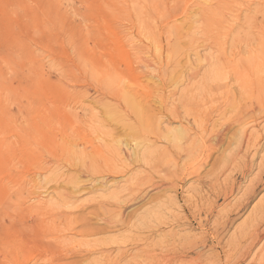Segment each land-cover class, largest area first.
I'll use <instances>...</instances> for the list:
<instances>
[{
	"label": "rangeland",
	"instance_id": "374dc122",
	"mask_svg": "<svg viewBox=\"0 0 264 264\" xmlns=\"http://www.w3.org/2000/svg\"><path fill=\"white\" fill-rule=\"evenodd\" d=\"M261 28H264V0H0V259L2 258L0 264L17 263V260H11L13 255L11 256L10 251L12 254L16 252L14 255L17 256L21 252L24 253L25 249V252L32 251V253H26L33 255L41 251L39 247L44 248L42 246L46 245L47 249H57L58 242H55L54 237L73 232L65 231L61 227L59 230L62 234L59 230H57L59 232H48L46 230L48 224L41 217L46 206L61 205L62 197L59 192L74 189L69 180H72L74 184L75 182L80 184L77 202L69 206L70 209L73 208L71 210L82 203L87 206L83 211L87 213L98 206L101 199L102 202L110 201L112 208L116 209L112 213L111 220L114 221V223L111 222L112 225L102 222V219L96 216L88 215L90 226L108 228L103 231L104 233H99L92 238L120 239L133 232L137 233V236H143L144 232L146 233L144 236L151 233L159 246H157L159 252L156 264H164L172 260H175L173 263L177 264L183 258L187 262L182 260L178 264H203V262L204 264H227L225 260L218 257L220 249L217 246L220 236L224 235L223 242H229V237L232 238L236 230L238 231L250 219L260 199L264 198V186H261L244 207L235 208L238 198L239 200L243 198V192L249 185V180L255 177L257 167L251 174L246 175L247 177L242 175L238 177L236 172L230 169L220 177L216 176L218 171L221 172L219 168L224 167V162L231 151L239 147L242 141L241 133L244 130L250 135L256 128L254 133L257 135L258 130L261 132L264 129V126L262 127L264 118H248L243 124L226 122V119L229 121L235 112H232V106L227 102L229 103L231 98L246 95V92H248L247 96H251L254 91L263 92L264 81L244 87L248 90L246 91L240 87L243 85L242 82L235 80L231 75L232 81L231 78L228 79L230 81L228 85L232 83L233 86L228 87L230 91L234 90L227 92V94L230 93L229 100L224 99L226 95L223 94L224 91H211L208 87L214 86L215 83L223 86L222 82H228L226 79H220L224 70L220 64L221 59L220 63L218 62L219 56L228 55L230 58L228 60L231 61L238 58L243 66L247 63L250 66L252 61H258L256 56L259 55L258 52L262 55L258 46ZM249 44L250 46H247ZM250 48L255 50L248 52ZM245 49H247L246 53ZM209 52L212 53L209 55ZM193 68L199 69H194L196 71L194 77L191 72ZM260 72L255 74L258 76L253 74L252 79L254 76L263 79L264 70ZM195 90L200 91L195 92ZM211 92H214V96ZM200 98L202 103L205 102L204 105L199 101ZM214 100L215 102H212ZM189 102H192L191 105L188 104ZM197 102L203 105L201 110L196 108L197 104L201 107ZM193 103H197L196 106ZM244 103L242 102L243 107L240 110L246 107ZM192 105L193 107L187 108ZM227 106L231 108L227 109ZM193 108L198 111H194ZM224 111L227 118L222 116ZM202 114L204 117L200 118ZM139 120L145 125L142 129L152 130L153 128L152 131L150 130L151 134L149 130L148 134L144 130L141 133L137 132ZM252 120L255 123H251L254 122ZM145 121H147L146 124ZM228 123L231 125L230 128ZM223 124L228 126V129H225V141L219 144L220 147L216 146L215 151L213 149L211 151L208 147L210 141H214V135L216 136ZM199 125H203V128L201 129ZM256 125L258 127L260 125V129H257ZM237 134H241L240 137ZM148 136L154 144L146 141ZM259 141V146L262 147L250 150L251 153L257 151L254 156L256 164L261 161L260 155L264 154V136L259 138ZM105 142L114 144L113 146L117 145V148L122 147L124 150L128 148L125 152L130 150L133 159L126 162L118 159L116 167L119 170L111 173L99 174L97 171L94 173L90 171L91 167L87 168L89 170L81 168L82 163L79 162L81 152H87L86 157L89 153L92 155V152L95 153L97 148L102 147ZM229 142H231L230 145ZM148 143L154 145V148ZM179 143L186 150L196 153V160L194 158L188 161L186 159L188 154L179 153ZM149 149L154 155L158 151V157L151 154L149 159L152 161L167 157L166 163L155 164L160 171L157 169V172H146L153 164L150 160H147V164L149 161V164L152 163L150 166L144 163L150 156ZM152 149L154 151H151ZM145 150L148 151L147 156ZM123 156L122 160L126 158L125 155ZM184 160L187 162L182 167ZM174 162L177 163L175 165L179 167V170H175ZM97 163L104 162L97 160ZM214 168L218 171L216 172ZM166 169L170 172L168 173ZM213 169L214 172H210ZM145 173L150 178H146ZM224 174L229 175L227 177L229 181H224L227 180ZM234 176L236 188L239 191L236 189V193L234 192L233 196L228 198L230 203H227L225 197H222L225 194L224 190L218 183L227 182L230 190ZM65 177L66 180L69 178L67 183H65ZM137 179H141V182L146 181L144 185L141 184L142 186L138 187V190L136 189L137 195L133 192L130 196V186L135 185V182L140 183ZM100 180L104 183H100ZM207 181L213 186L208 185ZM126 195H129L128 199ZM118 196L121 199L117 198ZM190 196L191 198L195 196L196 199L190 200ZM122 197L127 203L122 201ZM216 200H219V203H216ZM233 206L236 210L231 208ZM228 211L231 214L233 211L238 213L235 212L231 216L232 221H235L223 225L225 223L221 221L220 216L226 215ZM142 220L146 224H143ZM146 220L153 224L149 223L148 229ZM138 223L143 224V227L146 225V229H139L141 232H136L138 229H132L137 228L135 225ZM218 226L222 227L218 228ZM129 228L134 231L130 232ZM216 228L221 229L222 232L217 231ZM21 239L23 246L18 242ZM35 241L39 247L34 249L35 246L31 242L35 244ZM203 241L207 245L205 251H202L204 253L201 252L203 255L194 253L195 249L202 250ZM1 242H5V245ZM51 242L55 244V248L50 245ZM6 243L8 246L13 245L8 248ZM263 243L264 237L254 250ZM28 244H31V247ZM131 244L128 242L122 246L126 254L128 253L127 259L131 256L130 262L134 259L132 254L135 252ZM183 245L184 247L187 245L185 248H190L186 250L182 247ZM10 248H14L15 252ZM18 248L20 251L17 250ZM170 248H175L180 253L177 254L179 256L175 254L177 251L174 252V250L173 253ZM178 249L184 250L180 252ZM162 251H168V254L164 252L163 255ZM213 251L217 252L218 258L215 253H212ZM204 256L211 260L205 259ZM174 257L178 258H176L178 262ZM3 259L6 261L4 262ZM210 261L212 263H209ZM248 261L249 259L242 264H252Z\"/></svg>",
	"mask_w": 264,
	"mask_h": 264
},
{
	"label": "bare ground",
	"instance_id": "6f19581e",
	"mask_svg": "<svg viewBox=\"0 0 264 264\" xmlns=\"http://www.w3.org/2000/svg\"><path fill=\"white\" fill-rule=\"evenodd\" d=\"M248 19H246V21H247ZM255 20V19H254ZM250 21H252V20H250ZM249 24L251 23V22H248ZM247 23V24H248ZM261 23V22H260ZM263 24V23H262ZM262 24H260L261 26H262ZM254 27V26H253ZM255 29V28H254ZM262 30H261V32H260V35L258 36L259 37V41L257 40V36L255 37L256 38V40L258 41V46H259V49L262 51V55H260V53L261 52H258V54L259 55H256V56H258L257 58H258V61H256L255 62V60L254 61H252V63H251V65L250 66H248V63H247V65H242L241 64V61L240 60H238V58H237V60H228V59H230L229 57H228V55H225V56H219V63H220V59H221V65H222V68H223V70H224V74L223 75H220L221 76V80H228V79H230L231 77V75H233L232 77L235 79V80H239V81H241L242 83L241 84H243V85H241V84H239V85H241L240 87H243V89H245L244 87H249V85L251 86V85H255V84H257V83H259L260 84V82H262V81H264L263 79H262V77L260 78V79H258L257 77H255V76H258V75H255V74H260L261 72V70H262V72H263V70H264V28H261ZM232 30V29H231ZM231 30H230V33H231ZM251 30H249V32H250ZM257 31V30H256ZM252 32V31H251ZM207 34L209 33V32H206ZM226 33V32H225ZM224 33V34H225ZM230 33H229V35H230ZM221 35H222V32L220 33ZM232 34V33H231ZM253 34V33H252ZM206 35V34H205ZM227 35V34H226ZM225 35V36H226ZM247 35V34H246ZM231 36V35H230ZM254 36V35H253ZM234 37V36H233ZM247 37V36H246ZM250 37V36H249ZM226 38V37H225ZM237 38V37H236ZM236 38H235V40H236ZM227 39H229V38H227ZM225 40V39H224ZM251 40V39H250ZM255 40V39H254ZM227 41H229V40H227ZM252 42V41H251ZM256 42V41H255ZM227 43V42H226ZM257 43V42H256ZM253 45V44H252ZM254 45H255V43H254ZM257 45V44H256ZM247 46H250V44L249 45H247ZM151 49V48H150ZM149 49V50H150ZM258 49V48H257ZM136 50H138V49H136ZM144 50H146V48L144 49ZM196 50V49H195ZM194 50V51H195ZM227 50V49H226ZM247 49H245V53L247 52L246 51ZM250 50H255V49H249L248 50V52H251ZM139 51H140V49H139ZM142 51H143V49H142ZM151 51H152V49H151ZM157 51V50H156ZM196 52V51H195ZM243 52V51H242ZM152 53V52H151ZM157 53V52H156ZM197 53H198V49H197ZM210 53H212V52H209V55H210ZM217 53V52H216ZM219 54V53H218ZM222 54V53H221ZM226 54V53H225ZM220 55V54H219ZM216 56V55H215ZM260 56H263V57H260ZM253 57V56H252ZM143 58H145V57H143ZM147 58V57H146ZM160 58V57H159ZM158 59V58H157ZM161 59V58H160ZM208 59V58H207ZM206 59V60H207ZM147 60V59H146ZM145 60V61H146ZM156 60V59H155ZM159 60V59H158ZM171 60V59H170ZM147 61H149V60H147ZM151 62V61H150ZM217 62V63H218ZM146 63V62H145ZM149 63V62H148ZM157 63H158V61H157ZM212 63V62H211ZM159 64V63H158ZM216 64V63H215ZM214 64V66H216ZM163 65V64H162ZM143 67H144V65H143ZM146 67V66H145ZM152 67V66H151ZM219 67V66H218ZM201 68V67H200ZM153 69V68H152ZM190 69H192V68H190ZM189 69V70H190ZM194 69H196V68H193V71H191V72H193V77L196 75V71H194ZM198 69V68H197ZM196 69V70H197ZM212 69V68H211ZM199 70V69H198ZM198 72V71H197ZM214 72V71H213ZM146 73V72H145ZM153 73V72H152ZM165 74V73H164ZM221 74H222V72H221ZM255 75L254 76V79H252L253 77H252V75ZM264 74V73H263ZM153 75V74H152ZM169 75V74H168ZM171 75V74H170ZM200 74H198V76H199ZM211 75V74H210ZM262 75V74H261ZM166 76H167V74H166ZM213 76V75H212ZM212 76H210V78L212 77ZM215 76H217V75H215ZM219 76V77H220ZM151 77V76H150ZM219 77H216V78H219ZM205 78V77H204ZM209 78V77H208ZM213 78H214V76H213ZM257 78V79H256ZM207 79V78H206ZM206 79H204V80H206ZM233 79V80H234ZM256 79V80H255ZM262 79V80H261ZM150 80H151V78H150ZM153 80V79H152ZM209 80V79H208ZM212 79H210V81H211ZM207 81V80H206ZM205 81V82H206ZM231 81H232V78H231ZM215 82H217V80H215ZM230 81L228 80V82L227 81H225V82H222V83H224L223 84V86H220L219 85V83H215L214 84V86H210V87H208V88H210L211 89V91H217V90H222V92L224 91V95H225V98L224 99H227V100H229L230 99V93L229 94H227V92H232L234 89H232V91H230V89H229V87L232 85V83L231 84H229L228 85V83H229ZM208 83H210V82H208ZM208 83H206V84H208ZM212 83H213V80H212ZM234 83V82H233ZM236 83V82H235ZM239 83V82H238ZM258 84V85H259ZM213 85V84H212ZM206 86V85H205ZM205 86H203V87H205ZM229 86V87H228ZM233 86V85H232ZM234 86H235V84H234ZM193 87V86H192ZM239 87V86H238ZM206 88V87H205ZM205 88H203L204 90H205ZM232 88V87H231ZM260 88V87H259ZM235 89H236V86H235ZM263 89V88H262ZM261 89V90H262ZM237 90V89H236ZM246 90V89H245ZM254 90V89H253ZM256 90V89H255ZM260 90V91H261ZM264 90V89H263ZM175 91V90H174ZM184 91V90H183ZM200 91V90H199ZM199 91H196L195 90V92H199ZM206 91V90H205ZM244 91V90H243ZM246 91H248V90H246ZM177 92H178V90H177ZM240 92H242V90L240 91ZM255 92V91H254ZM253 92V94L251 93V96H247V93L248 92H246V95L244 94V96L243 95H241L239 98H237V97H234V98H231V100H229V103L227 102V100H226V102H227V104H229V105H231L232 106V112H234L233 113V117L231 118L230 117V119H229V116H228V119H229V121H227V119H226V122H230V123H235V122H237V123H242L243 124V122L246 120V119H248V118H256V119H260V118H264V91L263 92H255L254 93ZM202 93V92H201ZM206 93V92H205ZM212 93V92H211ZM214 93V92H213ZM213 93H212V96H214L213 95ZM236 93H238V92H236ZM244 93H245V91H244ZM178 94V93H177ZM202 94H204V92L202 93ZM174 95H175V93H174ZM173 95V96H174ZM187 96V95H186ZM189 97V96H188ZM209 97V96H208ZM216 97V96H215ZM143 98H144V96H143ZM192 98H193V96H192ZM204 98V97H203ZM206 99H207V97H205ZM217 98V97H216ZM216 98H214L213 97V99H216ZM201 99L202 98H200V100L199 101H201ZM209 99V98H208ZM207 99V100H208ZM212 99V98H211ZM221 100H222V98H220ZM206 100V101H207ZM205 101V100H204ZM203 101V102H204ZM210 101V100H209ZM192 102H194V101H192ZM191 102V103H192ZM212 102H215V100L214 101H212ZM212 102H209V103H212ZM225 102V101H224ZM242 102H245L244 104L246 105V107H244L242 110H240L242 107H243V105H241L242 104ZM185 103V102H184ZM191 103L189 102L188 104H190L191 105ZM197 103H200V102H197ZM197 103H193V105H195V104H197ZM201 103H202V101H201ZM201 103H200V105H201ZM207 103V102H206ZM166 104V103H165ZM203 105L205 104V102L204 103H202ZM224 104V103H223ZM223 104H221V105H223ZM193 105L192 106H187V108L188 107H193ZM198 105V107L196 106V108L198 109V108H200V110H201V108H202V106L203 105H201V107H199V104H197ZM206 105H209V104H206ZM220 105V106H221ZM239 105V106H238ZM241 105V106H240ZM228 107V106H227ZM195 108V107H194ZM193 108V109H194ZM206 108V107H205ZM223 108V107H222ZM225 108H226V106H225ZM229 108H231V107H228L227 109H229ZM238 108V109H237ZM186 109V108H185ZM192 109V108H191ZM197 109H194V111H198ZM226 109V110H227ZM221 110V109H220ZM240 110V111H239ZM164 111H166L165 109H164ZM194 111H193V113H194ZM230 111V110H229ZM163 112V111H162ZM169 112V111H168ZM190 112H192V111H190ZM166 113V112H165ZM172 113V112H171ZM225 111L222 113V116H224L225 117ZM190 115V114H189ZM191 116V115H190ZM199 116H200V114H199ZM192 117V116H191ZM202 117H204L203 116V114H202V116L200 117V118H202ZM136 118V117H135ZM149 118H151V117H149ZM220 118H222V117H220ZM225 118H227V117H225ZM128 119V118H127ZM204 119V118H203ZM205 119H206V117H205ZM136 120V119H135ZM195 120V119H194ZM198 120H199V118H198ZM207 120V119H206ZM263 120V119H262ZM141 120H139V123H140V125L137 123V125H139L138 126V130H137V132L138 133H141L144 129H142V127L143 126H145L144 124H142V122H140ZM149 121V120H148ZM225 121V120H224ZM252 121H254V120H252ZM258 121V120H257ZM264 121V120H263ZM137 122H138V120H137ZM146 122L147 121H145V124H146ZM258 122H260V121H258ZM207 123V122H206ZM209 123V122H208ZM230 123H228V126H229V128H230V126L231 125H229ZM251 123H255V121L254 122H251ZM214 125H215V123H213ZM245 124H247V123H245ZM256 124H258V123H256ZM136 125V126H137ZM149 125V124H148ZM204 126L206 125V124H203ZM203 125H199V127L202 129L203 127ZM213 125V126H214ZM228 126H224V124H223V126L221 127V129L220 128H218V129H220L217 133H216V136L214 135V141H210V145L208 146V147H210V149H211V151H212V149L215 151V148H216V146H219V144H221L222 142H223V140H224V135H225V129L227 128L228 129ZM249 126V125H248ZM247 126V127H248ZM257 126V125H256ZM264 125H262V127H263ZM158 127V126H157ZM198 127V126H197ZM198 127V128H199ZM216 127H217V125H216ZM219 127V126H218ZM243 127V126H242ZM251 127V126H250ZM258 127V126H257ZM260 125H259V127L257 128V129H260ZM244 128H246V126L244 127ZM252 128V127H251ZM251 128H250V132H251ZM112 129V128H111ZM159 129V128H158ZM206 128H204V130H205ZM217 129V128H216ZM253 129V128H252ZM256 128H254L253 130H252V132H253V134H255V135H253V134H248L247 133V131L246 130H244L241 134H242V141L240 142V144H239V147L238 148H236L235 147V145H234V147L236 148V149H234L233 151H231V154L229 155V157L227 158V160L224 162L225 164H224V167H222V165H221V167H222V169L221 168H219L220 170H221V172L219 173V171L218 170H216L215 168V170H216V172L218 173V174H216V176L217 177H220L221 175H223V173H225V171L226 170H228V169H230L232 172H236V175L239 177L240 175H242L243 177H247L246 175H248V174H251V172L254 170V168L255 167H257L258 169H257V172L255 173L256 175H255V177L252 179V180H249V182H248V186L246 187V189H244L245 191L243 192L244 193V196H243V198H241V200H239V198H238V203L237 204H235L234 206H235V208H237V209H241L242 207H244L245 206V204H247L255 195H256V192H257V190H259L260 189V187L261 186H264V154L262 155H260V156H262V158H261V161L260 162H258V164H256L255 163V160H254V156L257 154L256 152V154L254 153V152H250V150H251V148H255L254 150H256V149H258V147H262V146H259V138H261L262 136H264V129L260 132V130H258L259 132L257 133V135H256V133H254V130H255ZM131 130V129H130ZM149 131L151 130V129H148ZM148 130H144L147 134H148ZM152 130H153V128H152ZM151 130V131H152ZM197 130V129H196ZM204 130L202 131V132H204ZM215 130V129H214ZM238 130V129H237ZM134 131H135V129H134ZM151 131H150V134H151ZM158 130H156V132H157ZM194 131V130H193ZM207 131V130H206ZM212 131V130H211ZM105 132V131H104ZM132 132V131H131ZM199 132V131H198ZM112 133H114V132H112ZM125 133V132H124ZM160 133V132H159ZM207 133V132H206ZM213 132H211V134H212ZM143 134H145V133H143ZM153 134V133H152ZM168 134V133H167ZM188 134V133H187ZM201 134V133H200ZM240 134V135H241ZM112 135V134H111ZM126 135V134H125ZM155 135V134H154ZM162 135V134H161ZM202 135H203V133H202ZM209 135V134H208ZM238 135V134H237ZM240 135H238L239 137H240ZM145 136H146V134H145ZM150 136V135H149ZM149 136H148V139L146 140L147 142H151V143H153V140L151 141V140H149ZM160 136V135H159ZM210 136H212V135H210ZM109 137V136H108ZM129 137V136H128ZM204 137V136H203ZM206 137V136H205ZM204 137V138H205ZM113 138V137H112ZM147 138V137H146ZM152 138V137H151ZM160 138V137H159ZM169 138V137H168ZM114 139V138H113ZM157 139H158V137H157ZM213 139V138H212ZM233 139V138H232ZM240 139V140H241ZM263 139V138H262ZM144 140H145V138H144ZM228 140H230V139H228ZM111 141H114V140H111ZM122 141V140H121ZM225 141V140H224ZM238 141V140H237ZM109 142V141H108ZM108 142H105L103 145H102V147H98L97 148V150H96V152L95 153H93L92 152V155H90V153L87 155V157L85 156L86 154H87V152H85V153H83V152H81V154L79 155L80 156V159H79V162H81L82 163V166H80L81 168H84V169H86V170H89V169H87V168H90L91 170L90 171H93V173H94V171H97V173H102V174H105V173H111V172H116V171H118L119 169L116 167V164H117V161H118V159H120L122 162L125 160V162H126V160H130L132 157H133V155H132V152L130 151V150H128L127 152H125L127 149H125L124 150V148L122 149V147H120V148H117V145L116 146H113L112 144H109ZM115 142V141H114ZM143 142V141H142ZM146 142V143H147ZM168 142V141H167ZM173 143H174V141H172ZM262 142H263V140H262ZM137 143H138V141H137ZM151 143H148V144H151ZM171 143V142H170ZM173 143H172V145H173ZM182 143V142H181ZM181 143H179L180 145H179V149H180V151H179V153H183V152H185V153H183V155H187V160L188 161H192V160H194V158H195V156H197V155H195L196 153H194L192 150L191 151H189V149H185V147L184 146H182L181 145ZM230 143L231 142H229V145H230ZM120 144V143H119ZM154 144V143H153ZM191 144H193L192 142H191ZM209 144V143H208ZM152 145V144H151ZM175 145V144H174ZM177 145V144H176ZM188 145V144H187ZM197 145H199V144H197ZM228 145V146H229ZM120 146V145H119ZM148 146V145H147ZM153 147L152 148H154V145H152ZM157 145L155 144V147H156ZM203 146V145H202ZM148 147H150V146H148ZM166 147V146H165ZM178 147V146H177ZM208 147H207V149H208ZM220 147V146H219ZM157 148V147H156ZM169 148H171V147H169ZM198 148V147H197ZM233 148V147H232ZM199 149V148H198ZM200 149H201V147H200ZM199 149V150H200ZM204 149V148H203ZM161 150V149H160ZM253 150V151H254ZM262 150V149H261ZM125 153V154H123V152ZM149 152H150V149L148 150ZM148 151H146L145 150V152H147L146 153V156H147V154H148ZM151 151H154L153 149L151 150ZM162 151H164V150H162ZM170 151V150H169ZM175 151V150H174ZM203 151V150H202ZM252 151V150H251ZM158 152V151H157ZM157 152L155 153L156 155H157ZM176 152V151H175ZM178 152V151H177ZM195 152H196V150H195ZM199 152V151H198ZM204 152H205V150H204ZM208 152H209V150H208ZM244 152V153H243ZM143 153H144V151H143ZM142 153V154H143ZM210 154H212L211 152H209ZM242 153V154H241ZM254 153V154H253ZM152 153L150 152V156L148 157V159H146L147 157L146 156H143V157H146L145 159H146V161H144V163H145V165L147 164V160H150V161H152L151 159H149L152 155H154V154H152ZM200 154V153H199ZM251 154H253V156H252V158H251ZM123 155H125V159H121V158H123L124 156ZM131 155H132V157H131ZM145 155V154H144ZM156 155H154V156H156ZM169 155V154H168ZM182 155V156H183ZM205 155H206V153H205ZM204 155V156H205ZM159 156H161V155H159ZM167 156V155H166ZM181 156V157H182ZM207 156V155H206ZM141 157H142V155H141ZM157 157H158V155H157ZM156 157V158H157ZM175 157V156H174ZM198 157H199V155H198ZM201 157H202V153H201ZM226 157V156H225ZM167 159V157H161V159H154V158H152V159H154V161H152V163H150V164H152L151 165V167H150V169L148 170V171H146L147 173H150V172H157V169L158 168H156L155 167V164H157V163H159L160 162V165H161V163H166V159ZM169 158V157H168ZM171 158V157H170ZM203 158V157H202ZM257 158V157H256ZM133 159V158H132ZM138 159V158H137ZM144 159V160H145ZM173 160H174V158H172ZM171 159V160H172ZM260 159V158H259ZM97 160H99L100 162L101 161H103L104 163H101V164H98L97 163ZM170 160V161H171ZM195 160H196V158H195ZM203 160H204V158H203ZM132 161V160H131ZM136 161V160H135ZM143 161V160H142ZM149 161V162H150ZM174 161H176V160H174ZM178 161V160H177ZM89 164H88V163ZM119 162V161H118ZM128 163H130V161H127ZM134 162V161H133ZM149 162H148V164H147V166H150V164H149ZM186 160H184V162H183V165H182V167L186 164ZM136 163V162H135ZM134 163V164H135ZM180 163V162H179ZM189 163V162H188ZM220 163V162H219ZM130 164H133V163H130ZM168 164V163H167ZM170 164V163H169ZM175 164H177V163H173V165H175ZM215 164V163H214ZM213 164V165H214ZM79 164H77V166H78ZM144 165V166H145ZM181 165V164H180ZM179 165V166H180ZM146 167V166H145ZM175 167H176V165H175ZM203 167V166H202ZM218 167V166H217ZM128 168V167H127ZM147 168V167H146ZM145 168V169H146ZM159 168H161V167H159ZM163 168V167H162ZM165 168V167H164ZM174 168V167H173ZM140 169V168H139ZM171 169V168H170ZM203 169V168H202ZM214 169H213V171H210V172H214ZM165 170V169H164ZM167 170V169H166ZM175 170H179V167H176L175 168ZM174 170V171H175ZM180 170H181V168H180ZM143 171V170H142ZM158 171H160L159 169H158ZM168 171V170H167ZM173 171V170H172ZM170 171H168V173H169ZM197 172H198V170H197ZM196 172V173H197ZM201 171H199V173H200ZM142 173V172H141ZM144 173V172H143ZM174 173V172H173ZM172 173V174H173ZM180 173V172H179ZM231 173V172H230ZM178 174V173H177ZM215 174V173H214ZM213 174V175H214ZM227 174H228V172H227ZM231 174H233V173H231ZM235 174V173H234ZM143 175V174H142ZM144 175H147L146 173L144 174ZM151 175V174H150ZM163 176H164V174H162ZM161 175V176H162ZM166 175V174H165ZM171 175V174H170ZM169 175V176H170ZM174 175V174H173ZM179 175V174H178ZM178 175L176 176V177H178ZM207 175V174H206ZM149 175H147V177L146 178H150V176L148 177ZM211 176V175H210ZM224 176H226V178L229 176H227V175H225L224 174ZM224 176H223V178H224ZM232 176V175H231ZM241 176V177H242ZM132 177V176H131ZM139 177V176H138ZM140 177H142L141 175H140ZM159 177V176H158ZM214 177H215V175H214ZM216 177V178H217ZM233 177V176H232ZM232 177H229V178H231L232 179ZM102 178V177H101ZM104 178V177H103ZM152 178V177H151ZM164 178H166V177H164ZM235 178V179H234ZM234 178L232 179V183H231V189L229 190V187H228V184H227V182H220V183H218V184H220V186H222L221 187V189H223L224 190V196L222 195V197H225V202H227V203H230L229 201H228V198H229V196H233V194H234V192H235V190L237 189L236 187V182H235V180H236V177L234 176ZM143 180L145 179V178H142ZM168 179H170V178H168ZM225 179V178H224ZM244 179V178H243ZM65 180H66V177H65ZM69 180V178H67V180H66V182L65 183H67V181ZM74 180V179H73ZM138 180V179H137ZM141 179H139L138 180V182L140 181ZM211 180V179H210ZM213 180V179H212ZM218 180H220V179H218ZM239 180V179H238ZM63 181H64V179H63ZM146 181V180H145ZM144 181V182H145ZM222 181V180H221ZM224 181H229L228 180V178H227V180H224ZM69 183H71L73 186H74V189L73 190H71V191H67V189L66 190H64V191H62V193H60L59 192V194H60V196L62 197V203H61V205H59V206H53V205H49V206H46L45 208H44V210H43V215L41 216V217H43V220L45 221V223L47 222V226H46V230L48 231V232H51V233H53L54 231L55 232H59L60 230V227L62 228V229H64L65 231H73L72 233H67V235H58V236H55L54 237V240H56L55 242L57 243L58 242V248L57 249H47V248H45L46 246H42V244L40 245V246H42V247H44L45 248V250H44V248H41V247H39V240L34 244V243H32L31 242V244H33V246H35L34 247V249L38 246L40 249H41V251L40 252H37V253H34L33 255H30L29 253H26V252H31L32 253V251H26L25 252V247H27V246H25V247H23L25 250H23V252L24 253H20V254H17V256L16 255H14L16 252L14 251V246H16V244L13 246L14 248H10V250L11 249H13V252H15V253H13L12 254V251H10V254H11V256L13 255V257L11 258L10 257V255L8 254L9 252L7 251V254L9 255V257L11 258V260L13 261V260H17V263L16 264H156L157 263V259H158V252L159 251H157V248L159 247L157 244L158 243H156L155 241H154V239H153V236H152V234L150 233V232H147V233H150V234H147V235H145L144 236V230H143V236H140V235H138L137 236V233H135V232H133L134 230H136V229H138V231H136V232H141V231H139V229L141 230V229H144L145 227H146V225L143 227V224H146V223H144V221H143V224H140V223H142V222H140V223H138V224H140V225H135V227H137V228H132V229H134L133 231L129 228V230H130V232L132 231L133 233L131 234V233H129V235H127V236H124V237H121L120 239H112L111 237H109V238H104V237H100V238H92V237H94L95 235H98L99 233H104L103 231H105V229H108V228H106V226L105 227H98V228H95V227H92V226H90L89 225V223H90V221H88V215H90V216H96V217H98V219L100 218V219H102V222L104 221V222H106V223H108V224H111V222L112 223H114V221L113 220H111V217H112V213H114L115 211H116V209H113L112 208V204L110 203V201L109 202H104L105 200H103V202H102V199H101V203H99V205L98 206H96V207H93L90 211H88L87 213H84L83 211L86 209V207L87 206H85V204L83 205L82 203V205L80 204V205H77V207L75 206V208H77V209H75L74 208V210H71V209H73V208H69V206H72L73 204H75L76 202H77V191L79 190V188H80V184H78V183H76L75 182V184H74V182L71 180H69L68 181ZM144 182L142 181H140V183H136L135 182V185H133V184H131V185H133V186H130V188H129V191L131 192V193H129V195L130 196H132L131 194L133 193V192H135V194L137 195V191H136V189L138 190V187H140V185L142 184V185H144ZM148 182V181H147ZM150 182V181H149ZM204 182V181H203ZM206 182V181H205ZM216 183V181H213V183ZM90 183V182H89ZM100 183H104V181L103 180H100ZM202 183V182H201ZM209 183H210V181H209ZM241 183V182H240ZM139 184V185H138ZM207 184H208V181H207ZM217 184V183H216ZM238 184V183H237ZM95 185V184H94ZM97 185V184H96ZM141 185V186H142ZM200 185H202V184H200ZM208 185H210V184H208ZM208 185H205V186H208ZM212 185V184H211ZM210 185V186H211ZM230 185V184H229ZM205 186H203V187H205ZM213 186V185H212ZM125 187H126V185H125ZM202 187V186H201ZM215 187V186H214ZM123 188V187H122ZM208 188H209V186H208ZM207 188V189H208ZM211 188V187H210ZM218 188H219V186H218ZM241 188V187H240ZM125 189V188H124ZM123 189V190H124ZM127 189V188H126ZM212 189H213V187H212ZM139 190H140V188H139ZM198 190H200V189H198ZM210 191H211V189H209ZM215 190H217V187H215ZM219 190V189H218ZM203 191V190H202ZM202 191H200V193L202 192ZM208 191V190H207ZM220 192H221V190H219ZM237 191H239L238 189H237ZM214 192H216V191H214ZM143 193V192H142ZM199 193V194H200ZM203 193V192H202ZM236 193V192H235ZM140 194V193H139ZM197 194V193H196ZM195 194V195H196ZM209 194H210V192H209ZM219 194V193H218ZM129 195H126V198H127V196H129ZM204 195H205V193H204ZM207 196H208V194H206ZM243 195V194H242ZM122 196V195H121ZM141 196H143V194L141 195ZM197 196V195H196ZM202 196V195H201ZM138 197V196H137ZM192 196H190V200H193L194 198H195V196L193 197V198H191ZM211 197H213V198H215V196H212L211 195ZM219 197H220V195H219ZM221 197V198H222ZM117 198H120L119 196L117 197ZM117 198H116V200H117ZM124 198H125V196H124ZM139 198V197H138ZM218 198V197H217ZM121 199V198H120ZM128 199V198H127ZM126 199V200H127ZM130 199V198H129ZM140 199V198H139ZM196 199V198H195ZM230 199V198H229ZM115 200V201H116ZM133 200V199H132ZM138 200V199H137ZM221 200V199H220ZM223 200V199H222ZM237 200V199H236ZM261 200V201H260ZM259 201V203L257 204V206L255 207V210H253L254 211V213H253V215L250 217V219L248 220V221H246V223L241 227V228H239V230L237 231L236 230V233H234V235H233V237L231 238V237H229L230 238V240H228L229 242H225V244H224V242H223V236L224 235H221L220 236V238H219V240H218V248L220 249V256H218L219 257V259H220V257L223 259V260H225L226 262H227V264H242V263H244L246 260H248L249 259V261L252 263V264H264V243L259 247V248H256L255 250H254V248L260 243V241L263 239V237H264V198L262 199H260ZM118 201V200H117ZM122 201H124L123 200V197H122ZM209 201H212V200H209ZM217 201V200H216ZM219 201V200H218ZM216 202V203H219V202ZM231 201V200H230ZM124 202H126V201H124ZM128 202H130V201H128ZM192 201H190V203H191ZM197 202V201H196ZM195 202V203H196ZM212 202H215V201H212ZM211 202V203H212ZM224 202V201H223ZM236 202V201H235ZM258 202V201H257ZM127 203V202H126ZM198 203V202H197ZM204 203V202H203ZM210 203V202H209ZM210 203V204H211ZM118 204V203H117ZM116 204V205H117ZM194 204V203H193ZM215 204V203H214ZM234 204V203H233ZM227 205V204H226ZM230 205V204H229ZM196 206V205H195ZM234 206L233 207H231V208H233V210H236V209H234ZM247 206V205H246ZM68 207V208H67ZM74 207V206H73ZM225 207V206H224ZM201 208V207H200ZM209 208V207H208ZM230 208V207H229ZM229 208L227 209L226 208V210H229ZM230 208V209H231ZM203 209V208H202ZM210 209H211V207H210ZM209 210V209H208ZM195 211H197V210H195ZM200 211V210H199ZM231 211V210H230ZM230 211H228L227 212V214L226 215H222V216H220L222 219H221V221H223L225 224H223V225H227V223H229V222H231L232 221V214L233 213H235L234 211L232 212V214L230 213ZM239 211V210H238ZM158 212V211H157ZM193 212V211H192ZM204 212V211H203ZM223 212V211H222ZM221 212V213H222ZM202 213V212H201ZM236 213H238V212H236ZM195 214H197V213H195ZM213 214V213H212ZM200 215V214H199ZM209 215V214H208ZM207 215V216H208ZM221 215V214H220ZM102 216V217H101ZM213 216V215H212ZM219 216V215H218ZM200 217V216H199ZM209 217V216H208ZM208 217H207V219H208ZM142 218V217H141ZM215 218V217H214ZM218 218V217H217ZM201 219V218H200ZM206 219V220H207ZM216 219V218H215ZM215 219L213 220V222L215 221ZM118 219H116V221H117ZM205 220V221H206ZM146 221H148V220H146ZM201 221V220H200ZM199 221V222H200ZM233 221H235V220H233ZM232 221V222H233ZM207 222V221H206ZM116 223V222H115ZM149 223H150V225H153V224H151V222H149L148 221V223H147V229H148V227H149ZM211 223V222H210ZM222 223V222H221ZM201 224V223H200ZM205 224V223H204ZM203 224V225H204ZM112 225V224H111ZM111 225L109 226L108 225V227H111ZM212 225H213V223H212ZM216 225H218V224H216ZM222 225V224H221ZM104 226V225H103ZM113 226H115V224L113 225ZM131 226H133V225H131ZM231 226V225H230ZM42 227H44V226H42ZM42 227H39V228H42ZM78 227H81L80 229H78V230H76V228H78ZM153 227V226H152ZM220 227H222V226H220ZM219 226H218V228H220ZM225 226H223V228H224ZM227 227V226H226ZM237 227V226H236ZM145 228V229H146ZM155 228V227H154ZM222 228V229H223ZM229 228V227H228ZM44 229V228H43ZM150 229H152L151 228V226H150ZM149 229V230H150ZM217 229V228H216ZM215 229V230H216ZM235 229V228H234ZM57 230H59V231H57ZM220 231H221V229H219ZM218 229H217V231H219ZM226 230H227V228H226ZM148 231V230H147ZM151 231V230H150ZM44 232V231H43ZM64 232V231H63ZM222 232V231H221ZM44 233H46V232H44ZM60 234H62V231H60L59 232ZM152 233H154V232H152ZM205 233V232H204ZM214 232H212V234H213ZM131 234V235H130ZM146 234V233H145ZM219 234V233H218ZM46 235H47V233H46ZM52 234H50V236H51ZM54 235H56V234H54ZM105 235V234H104ZM136 235V236H135ZM215 235V234H214ZM18 236H20V235H18ZM17 236V237H18ZM80 236H82V237H80ZM135 236V237H134ZM202 236V235H201ZM25 237H27V236H25ZM25 237H23V241L25 242ZM43 237V236H42ZM217 237H218V235H217ZM50 238V237H49ZM216 238V237H215ZM214 238V239H215ZM14 239H16V238H14ZM20 239V238H19ZM27 239V238H26ZM28 239H29V237H28ZM32 240H33V238H31ZM40 239V238H39ZM43 239V238H42ZM35 240V239H34ZM207 240V239H206ZM9 241H11V240H9ZM9 241H8V243H9ZM16 241H18V240H16ZM21 241H22V239L20 240V241H18V242H20L21 243ZM28 241V240H27ZM192 241V240H191ZM197 241V240H196ZM12 242V241H11ZM17 242V243H18ZM34 242V241H33ZM41 242H42V240H41ZM40 242V243H41ZM128 242H131L132 244L131 245H133L134 246V254H132V255H134V259H132V262H130L131 261V259H129V261H128V259H127V254H126V250L125 249H122V246L124 245V244H127ZM2 243V242H1ZM8 243H6L7 244V246H8ZM14 243H16V242H14ZM20 243H18V244H20ZM46 243V242H45ZM188 243H189V241H188ZM191 243V242H190ZM203 244H204V241L202 242ZM262 243V242H261ZM2 244H4L5 245V242L4 243H2ZM10 244V243H9ZM31 244H28V245H30V247H31ZM44 244V243H43ZM182 244H184V243H182ZM199 244V243H198ZM13 245V244H12ZM12 245H10V246H12ZM21 245H22V243H21ZM25 245H27V244H25ZM53 248H55L54 246H55V244L54 243H52L51 242V244H50ZM130 245V246H131ZM173 245V244H172ZM189 245H191V244H189ZM188 245V246H189ZM194 245H196L195 243H194ZM200 245V244H199ZM202 245V244H201ZM10 246H8V248L10 247ZM19 246V245H18ZM23 246V245H22ZM132 246V247H133ZM158 246V247H157ZM191 246H193V245H191ZM21 247V246H20ZM30 247H29V250H31L30 249ZM168 247V246H167ZM170 247H173V246H170ZM176 247V246H175ZM182 247H184V245L182 246ZM185 247H187V245H185ZM184 247V248H185ZM207 247V245L206 244H204L203 246H202V250H196L195 249V251H193L194 253H199V255H203L202 253H204V252H202L205 248ZM215 247V246H214ZM258 247V246H257ZM5 248V247H4ZM7 248V247H6ZM39 248H38V250H39ZM181 248V247H180ZM188 248H190V247H188ZM188 248H185L186 250L188 249ZM197 248V247H196ZM200 248H201V246H200ZM216 248V247H215ZM28 249V248H27ZM33 249V248H32ZM131 249V248H130ZM159 249V248H158ZM167 249V248H166ZM170 249H172V252L174 251V252H176L177 250V247H176V249L174 248H170ZM209 249V248H208ZM214 249V248H213ZM17 250H19L20 251V249L18 248ZM178 250H180V249H178ZM182 250V249H181ZM181 250H180V252H181ZM184 250V249H183ZM183 250H182V252H183ZM194 250V249H193ZM35 251V250H34ZM117 251V252H116ZM128 251V250H127ZM205 251V250H204ZM212 251V250H211ZM218 251V250H217ZM5 252V251H4ZM36 252V251H35ZM116 252V253H115ZM164 252L165 251H162V253H163V255H164ZM173 252V253H174ZM188 252V251H187ZM192 252V251H191ZM190 252V253H191ZM202 252V253H201ZM209 252V251H208ZM1 253V252H0ZM165 253H167L168 254V251L167 252H165ZM173 253H171L170 252V254H172L173 255ZM212 253H215V255H216V251L214 252H212ZM211 253V254H212ZM7 254H6V256H7ZM176 255L177 254H180V253H178V251H177V253H175ZM174 254V255H175ZM183 254V253H182ZM186 254V253H185ZM2 255V254H1ZM30 255V256H29ZM160 255H161V253H160ZM163 255H161V256H163ZM166 255V254H165ZM171 255V256H172ZM175 255V256H176ZM184 255V254H183ZM190 255V254H189ZM198 255V257H200ZM213 255V254H212ZM212 255H210V256H212ZM215 255H214V257H215ZM5 256V257H6ZM169 256V255H168ZM168 256H166V257H168ZM170 256V257H171ZM177 256H179V255H177ZM182 256V255H181ZM180 256V257H181ZM187 256V255H186ZM186 256H185V258H186ZM133 257V256H132ZM165 257V256H164ZM165 257V258H166ZM208 257H209V253H208ZM208 257H205L204 256V258L206 259V258H208ZM216 257H217V255H216ZM217 257V258H218ZM172 258V257H171ZM170 258V259H171ZM175 258V257H174ZM177 258V257H176ZM175 258V259H176ZM188 258V257H187ZM191 258V257H190ZM201 258V257H200ZM216 258V259H217ZM2 259V258H1ZM1 259H0V261H1ZM161 259V258H160ZM178 259V258H177ZM177 259H176V261H177ZM182 259V258H181ZM189 259V258H188ZM197 259V258H196ZM210 258H208L207 260H209ZM215 259V260H216ZM219 259H217V260H219ZM163 260V259H162ZM168 260V259H167ZM180 260V259H179ZM183 261H185L184 260V258L182 259ZM182 260L181 261H177L178 263H180V262H182ZM198 260H200V259H198ZM203 260V259H202ZM201 260V261H202ZM211 260V259H210ZM213 261L212 262H214V259H212ZM216 260V261H217ZM3 261L5 262L6 260H4L3 259ZM169 261V260H168ZM175 260H172V261H170V262H174ZM188 261H190V260H188ZM204 261V260H203ZM202 261V262H203ZM206 261V260H205ZM248 261V262H249ZM159 262V261H158ZM165 262V261H164ZM163 262V263H164ZM170 262H167V263H170ZM185 262H187V261H185ZM194 262H197V261H194ZM202 262H200V263H202ZM207 262V261H206ZM205 262V263H206ZM211 261L209 262V263H212ZM7 263V262H6ZM10 263V262H9ZM167 263H164V264H167ZM171 263V264H172ZM177 263V264H178ZM190 263V262H189ZM193 263V262H192ZM4 264V263H3ZM14 264V263H13ZM160 264V263H159ZM174 264V263H173ZM182 264H184V263H182ZM188 264V263H187ZM193 264H195V263H193ZM203 264H204V262H203Z\"/></svg>",
	"mask_w": 264,
	"mask_h": 264
}]
</instances>
